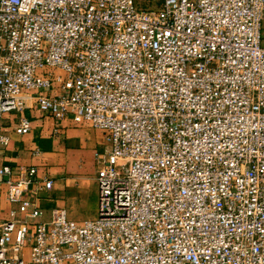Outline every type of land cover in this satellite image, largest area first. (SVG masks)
I'll return each instance as SVG.
<instances>
[{"label": "built area", "instance_id": "built-area-1", "mask_svg": "<svg viewBox=\"0 0 264 264\" xmlns=\"http://www.w3.org/2000/svg\"><path fill=\"white\" fill-rule=\"evenodd\" d=\"M31 109L104 132L97 218L0 167V264H264V0H0V153Z\"/></svg>", "mask_w": 264, "mask_h": 264}, {"label": "crops", "instance_id": "crops-1", "mask_svg": "<svg viewBox=\"0 0 264 264\" xmlns=\"http://www.w3.org/2000/svg\"><path fill=\"white\" fill-rule=\"evenodd\" d=\"M32 121L27 135H11L9 146L0 153V167L14 170L13 179L27 176L36 168L41 181L52 180L53 189L43 191L32 200L43 210L42 222H49L54 209H65L69 218L79 224L96 220L98 209L97 154L108 151L103 131L89 125H77L72 119L58 122L43 117L37 109L25 113ZM11 116L7 126L17 123ZM8 177H0V225L10 220L17 206L7 199ZM33 185L31 190H35ZM18 219L23 216L18 214ZM33 228V226L31 227Z\"/></svg>", "mask_w": 264, "mask_h": 264}, {"label": "rangeland", "instance_id": "rangeland-1", "mask_svg": "<svg viewBox=\"0 0 264 264\" xmlns=\"http://www.w3.org/2000/svg\"><path fill=\"white\" fill-rule=\"evenodd\" d=\"M27 258H28V256H27Z\"/></svg>", "mask_w": 264, "mask_h": 264}]
</instances>
